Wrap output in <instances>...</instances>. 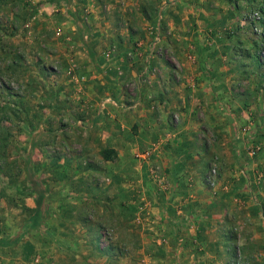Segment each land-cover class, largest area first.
<instances>
[{
    "label": "rangeland",
    "instance_id": "rangeland-1",
    "mask_svg": "<svg viewBox=\"0 0 264 264\" xmlns=\"http://www.w3.org/2000/svg\"><path fill=\"white\" fill-rule=\"evenodd\" d=\"M210 42L235 65L228 85L244 113L226 106L218 133L199 109L197 131L175 127V158L131 153L126 169L95 159L91 184L103 190L80 201L95 162L82 148L99 144L86 124L111 100L141 101L158 84V59L188 83L186 58L200 46L208 55ZM183 113L177 124L188 123ZM49 154L57 163L47 167ZM79 156L74 175L65 166ZM36 174L41 188L63 184L38 232L27 227ZM19 235L14 264H264V0H0V237Z\"/></svg>",
    "mask_w": 264,
    "mask_h": 264
},
{
    "label": "crops",
    "instance_id": "crops-1",
    "mask_svg": "<svg viewBox=\"0 0 264 264\" xmlns=\"http://www.w3.org/2000/svg\"><path fill=\"white\" fill-rule=\"evenodd\" d=\"M172 14L175 17V11H173ZM144 24L145 21L142 22L143 30L145 28L143 27ZM169 24V27L175 31V20L171 18ZM134 29H139V26L134 27ZM144 40L147 43L149 38ZM169 43H171V47L173 45L175 46V33ZM209 46H212V49L209 50L206 48L208 55H206L205 47L203 48L200 46V55L189 56V59L186 58V63L183 65H185L187 70L190 71V74L183 76V79L186 78L188 83H185V80L178 81L179 75L175 73L172 65L170 66L165 60L158 59L157 63L160 62L161 64L160 74H155L158 84L153 85V88H146V86H144V89L141 91L140 95L141 101L135 104H129L130 106L111 103L105 109H103V111H98L97 114L93 116V119L91 120L92 122L89 125L86 124V126L90 127L91 130H94L92 135L95 136V139L93 141L99 140V144L92 143L91 145L83 146V157L91 156L90 158L94 159V161L95 159H102L107 162L106 167H108V163L112 160L105 159L101 154L102 150L100 147L103 145L105 148L108 147L116 151L117 155L115 156L114 160H116L118 164L120 163V165H123V168L125 169L129 165L128 159H130L129 156L131 153H133L134 156L141 154L145 155V153L150 148H153V153L150 157L157 158L161 155V157H166L167 154L173 153V156L171 157L175 158V154L176 157L179 156V153H177L176 150L179 149L181 142L180 137L177 134L175 135V127L177 128V132H181L182 134L186 133L190 135L191 129H193V131H197L198 129L194 130V127L197 128L199 125L194 124L196 122L193 121H195L196 117L192 119V116H196L195 114L201 108L204 110V112L208 111V114L210 113L209 116L206 114L205 120H207V127H219L217 132L222 133V131L226 129L225 126L227 123L225 116V109L227 108L226 106L234 108L236 111H243L244 113V109L240 108L242 101L239 99V96H241L242 93L238 91V88L235 86L236 84L228 85V82L232 81L233 79V74L231 71H235V65L233 62H230V56L227 54L222 55L223 49L221 46L216 45L215 42H210ZM156 60L157 59L152 60L151 63H154ZM139 62L140 60H138L137 63ZM230 63H232V66L229 67L228 65ZM154 64H152V67L155 68V66H153ZM131 73L134 74V71ZM227 96H229L231 100ZM184 111L190 115L189 118H186L188 123H186V125H183L184 122L182 125L177 124L178 120L175 122V112H179L180 115H183ZM43 135L47 137L49 132ZM188 138L194 140L192 136H189ZM36 140H38V138ZM229 140L230 144L232 141H234L232 138ZM229 140L223 139L220 141L225 144ZM220 141V144L217 142L218 145L222 144ZM210 146L213 145L209 144V147ZM209 147L207 150H209ZM192 150H195V148H192ZM56 158L57 157L53 156L52 154L46 155L44 157V166L49 167V165L57 163ZM74 159L75 160H71L72 162L69 161L68 164L64 166L68 167V169L69 166H71V168L75 167L76 169H74L72 172V174L75 175L78 170H81L77 167V164H80L78 160H81V157L79 156ZM75 163L77 164L75 165ZM96 164L97 162L95 161L93 163L94 167H92L93 170H89V172L85 174L83 178L84 184L76 187L75 192L79 193L80 196L78 199L80 201L82 200L83 194L88 195L93 192L94 194L98 195L97 193L99 191L101 193L103 190L100 186L91 184V176L98 174L99 165L96 166ZM115 164L117 163L115 162ZM137 166L139 165L137 164ZM142 167H144V165ZM52 169L53 168H50L49 170ZM55 170L57 172L63 171L62 168H55ZM47 172L46 175H55V172ZM61 172V177H63V174L67 173ZM37 173L39 174V172ZM102 173L104 174L105 171L103 170ZM34 178L39 184L37 174ZM143 183H141V187H144ZM56 184L57 183L55 182V185ZM62 185L58 187L54 186L53 188L52 182H45L43 188H41L39 184L40 189L46 190V203L49 206L50 204L47 201V196H51L53 193H55L54 191H62L60 190ZM33 192L35 195L34 197L36 198L37 194L34 190ZM71 203H78V201L73 202L71 200ZM52 215L56 216V214ZM53 216H51V218H53ZM13 237L16 238L18 236ZM17 245L0 247V264H14L17 262L14 260V255L18 254L17 249L15 250V248H20V246L17 247Z\"/></svg>",
    "mask_w": 264,
    "mask_h": 264
},
{
    "label": "trees",
    "instance_id": "trees-1",
    "mask_svg": "<svg viewBox=\"0 0 264 264\" xmlns=\"http://www.w3.org/2000/svg\"><path fill=\"white\" fill-rule=\"evenodd\" d=\"M69 15L75 20L78 21V18L70 8L68 10ZM86 45V43H85ZM89 56L95 62V54L94 51L88 46ZM101 154L105 159H114L117 155L116 151L111 148H104L101 151ZM28 169L29 172L31 171L29 164L31 163L30 158L28 159ZM29 181L33 187V190L36 192L37 196L35 198V211L31 214L28 219V228L30 231H42L47 229L48 220L51 216L50 206L46 203V190L40 189L38 182L35 180L33 176H29ZM24 235H19L18 237L14 238H0V247H8L17 245L23 238Z\"/></svg>",
    "mask_w": 264,
    "mask_h": 264
},
{
    "label": "built area",
    "instance_id": "built-area-1",
    "mask_svg": "<svg viewBox=\"0 0 264 264\" xmlns=\"http://www.w3.org/2000/svg\"><path fill=\"white\" fill-rule=\"evenodd\" d=\"M111 99V98H110ZM109 99V100H110ZM112 102H114L115 104H118L116 100H111ZM153 153V148H150L146 153H145V157L146 156H150Z\"/></svg>",
    "mask_w": 264,
    "mask_h": 264
}]
</instances>
